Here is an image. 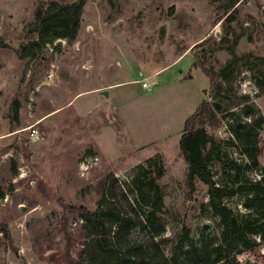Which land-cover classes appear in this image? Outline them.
<instances>
[{
	"label": "rangeland",
	"instance_id": "1",
	"mask_svg": "<svg viewBox=\"0 0 264 264\" xmlns=\"http://www.w3.org/2000/svg\"><path fill=\"white\" fill-rule=\"evenodd\" d=\"M53 1L0 0V264H71L87 241L77 208L105 210L114 193L115 207L144 217L120 188L135 203L129 189L150 159L165 170V254L183 262L190 244L220 243L221 218L208 186L187 184L180 140L203 101L220 106L219 124L206 128L207 164L218 186L237 188L225 167L248 162L229 144L230 127L247 112L264 117V0H241L231 23L228 0H88L75 39L45 37L39 50L36 12ZM259 137L264 169V125ZM239 179L247 188L259 171ZM251 197L238 191L224 203L253 219Z\"/></svg>",
	"mask_w": 264,
	"mask_h": 264
},
{
	"label": "trees",
	"instance_id": "2",
	"mask_svg": "<svg viewBox=\"0 0 264 264\" xmlns=\"http://www.w3.org/2000/svg\"><path fill=\"white\" fill-rule=\"evenodd\" d=\"M112 1V0H111ZM241 0H228L225 6L229 15L228 23L237 14V5ZM88 0L53 1L47 8L41 5L36 12V31L39 41L31 43L32 47L44 48L45 37H56L74 40L79 31L83 9ZM232 54L235 52L232 49ZM237 61L228 64L222 74ZM205 73L214 82L219 76L214 71L205 70ZM18 102H15V111L18 112ZM218 105L203 101L196 113L187 120L180 140V150L188 165L187 184L192 192L196 190V181L201 180L208 186L210 207L221 218L223 230L220 243L204 238L201 246L190 244V250L182 260L177 256L168 257L162 250L164 227L160 225V215L165 210V201L159 180L164 175V166L156 159L147 161V167H140L133 180L132 190L135 203L128 199V192L124 185L120 188V196L125 199L129 209L137 212V207H145L147 214L144 217L131 214L128 210H120L114 204L116 194H112L113 202L105 210L94 213L86 207H79L78 212L84 222L85 238L84 249L71 264H243L236 256L238 253L248 254L249 263L264 264V169L260 167L259 156L261 139L259 130L264 125V117L256 118L255 114L247 112L245 118L248 122L236 118L230 130L234 142L232 147L238 148L247 159L246 165L229 162L225 167L226 173L232 180L235 189L218 186L207 164L211 154L206 151L211 143L207 133V126L219 124ZM153 172L147 186L144 185L143 175L146 171ZM251 169L259 171V181H248L247 188L240 184V174ZM245 177V176H244ZM109 190L114 192V187ZM238 191H247L252 197L248 200L249 209L255 218L240 217L225 203L226 197L235 195ZM139 212V211H138ZM139 236V237H138ZM140 236L142 238H140ZM252 236H260L257 243ZM140 238L141 240H137ZM187 238H182L177 250L182 249ZM242 250V251H240ZM240 251V252H239Z\"/></svg>",
	"mask_w": 264,
	"mask_h": 264
},
{
	"label": "water",
	"instance_id": "3",
	"mask_svg": "<svg viewBox=\"0 0 264 264\" xmlns=\"http://www.w3.org/2000/svg\"><path fill=\"white\" fill-rule=\"evenodd\" d=\"M105 98H109V91L108 90H105L101 93Z\"/></svg>",
	"mask_w": 264,
	"mask_h": 264
}]
</instances>
